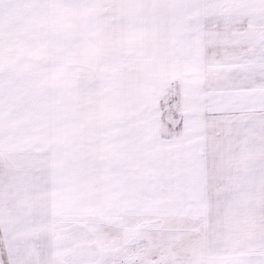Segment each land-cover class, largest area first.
<instances>
[{
	"label": "snow or ice",
	"instance_id": "6c2138e0",
	"mask_svg": "<svg viewBox=\"0 0 264 264\" xmlns=\"http://www.w3.org/2000/svg\"><path fill=\"white\" fill-rule=\"evenodd\" d=\"M0 264H264V0H0Z\"/></svg>",
	"mask_w": 264,
	"mask_h": 264
}]
</instances>
